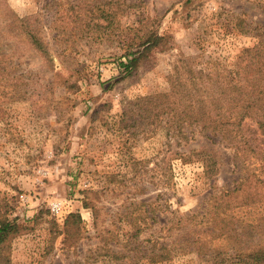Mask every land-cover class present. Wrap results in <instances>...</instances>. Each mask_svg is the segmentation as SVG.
I'll return each instance as SVG.
<instances>
[{
    "label": "rangeland",
    "instance_id": "1",
    "mask_svg": "<svg viewBox=\"0 0 264 264\" xmlns=\"http://www.w3.org/2000/svg\"><path fill=\"white\" fill-rule=\"evenodd\" d=\"M49 1L5 0L19 17L39 16L51 55L45 63L17 39L14 64L26 97L3 104L0 118V222L17 219L27 227L12 242V263L214 264L189 245L166 262L128 258L137 229L128 214L145 208L150 216L157 204L168 207L157 211L161 217L201 211L213 193L233 188L232 150L221 137L197 131L178 145L165 126H135L124 112L144 96L171 91L178 69H264V55L240 61L247 49H264V0H113L119 5L106 10L118 11L89 26L71 18L70 0ZM5 9L0 3L8 50L19 31ZM147 27L158 31L162 45L122 77L127 45L137 44ZM201 148L218 153V176L208 178L197 156L176 155ZM142 203V210L135 207ZM71 214L83 223L80 241L67 246L58 231ZM144 229L140 241L155 230ZM175 237L179 250L184 245Z\"/></svg>",
    "mask_w": 264,
    "mask_h": 264
},
{
    "label": "trees",
    "instance_id": "2",
    "mask_svg": "<svg viewBox=\"0 0 264 264\" xmlns=\"http://www.w3.org/2000/svg\"><path fill=\"white\" fill-rule=\"evenodd\" d=\"M117 2L70 0L69 10L73 12L70 16L77 24L84 22L89 26L88 23H99L112 17L118 9L112 7L106 10V7L108 4L116 6ZM0 3L5 4L7 19L19 31L8 39L14 46L8 50L4 49L5 39L0 35L1 118L5 114L3 104L26 97V93L20 89L24 78L17 74L19 66L14 64L18 43L34 50L45 63L50 62L51 55L50 45L42 36L39 16L22 18L8 7L5 0ZM54 5H59L58 0H50L46 6ZM99 26L97 28H104ZM162 42L157 30H150L149 27L143 29L138 43L127 45L130 49L122 56L126 61H121L119 65L121 76H131L142 62L159 49ZM262 48L247 49L246 56H241L240 61L246 60L248 64L259 62L264 55ZM175 81L169 92L144 96L137 103L131 102L132 107L124 112L125 115L135 126H143L144 122L146 126H153L154 130L165 126L178 145L182 140L195 138L196 131L205 137H221L233 152L234 171L238 178L232 189L213 193L207 207L198 212H173L171 216L162 215L166 218L163 219L157 211L164 212L168 207L162 209L157 204L149 216L150 211L143 208L145 204L135 205L143 210L138 214H128L132 217L129 220H133L137 226L135 234L131 236L134 242H127L133 245L135 254L128 255V258L146 259L150 263L166 262L189 245L201 257L209 256L215 260L214 264H264V69H215L211 72L178 69ZM176 155L187 159L197 156L203 161L208 178L221 173L219 155L214 150L191 149L189 153ZM85 206L89 208L90 203H85ZM52 221L56 237L58 226L55 220ZM82 223L80 214H71L66 218L63 230L58 231V235H64V244L71 246L80 241ZM144 226L155 230L149 233L148 239L140 241ZM26 228L17 219L1 220L0 264H13L12 242ZM174 237H179L184 247L173 249Z\"/></svg>",
    "mask_w": 264,
    "mask_h": 264
}]
</instances>
